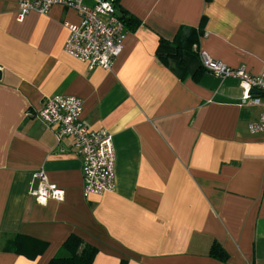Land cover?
<instances>
[{
    "label": "crops",
    "instance_id": "crops-1",
    "mask_svg": "<svg viewBox=\"0 0 264 264\" xmlns=\"http://www.w3.org/2000/svg\"><path fill=\"white\" fill-rule=\"evenodd\" d=\"M121 8L142 24L111 71L89 70L65 52L64 23L81 22L75 10L57 5L20 21L19 0H0V264H49L72 235L97 250L92 264H264V134L249 130L264 102L242 105L239 82L200 61L205 52L261 74L264 0ZM191 30L193 52L175 57L176 36ZM54 96L81 99V121L112 134L115 192L84 197L71 140L60 144L34 117ZM39 170L64 201L36 202Z\"/></svg>",
    "mask_w": 264,
    "mask_h": 264
},
{
    "label": "built area",
    "instance_id": "built-area-1",
    "mask_svg": "<svg viewBox=\"0 0 264 264\" xmlns=\"http://www.w3.org/2000/svg\"><path fill=\"white\" fill-rule=\"evenodd\" d=\"M94 7H88L84 0H19L18 20L28 14L47 15L54 6L60 5L75 10L80 24L64 23L69 31L65 52L75 60L86 64L89 70L113 69L116 59L122 54L128 34L120 21L112 0H96ZM202 68L215 77L239 82L243 94L241 104L260 106L264 94V71L250 74L245 67L232 68L221 61L200 52ZM83 102L70 96L46 98L35 118L51 129L61 144L71 140V152L82 161L83 195H94L116 191V156L113 136L107 130H91L81 121ZM252 134H264V112L250 124ZM61 151L65 150L61 148ZM31 195L38 204L48 201H64L65 192L50 182L47 174L39 170L33 174Z\"/></svg>",
    "mask_w": 264,
    "mask_h": 264
},
{
    "label": "trees",
    "instance_id": "trees-1",
    "mask_svg": "<svg viewBox=\"0 0 264 264\" xmlns=\"http://www.w3.org/2000/svg\"><path fill=\"white\" fill-rule=\"evenodd\" d=\"M122 0H112L114 7L116 8L117 15L120 21L125 26L128 32H135L142 24L140 20L136 19L134 16L127 14L121 8ZM202 26L200 27L199 33L202 34ZM194 30L189 31L190 34L183 37L182 34L176 36V52L175 57L181 56L185 52H193V47L196 45L197 37L193 34ZM183 41V42H182ZM162 43L165 41L161 40ZM97 250L89 245H85L83 240L78 236L72 235L61 247L59 255L54 257L49 264H92L96 256ZM211 254L215 258L226 262L228 256L224 251L217 245H214L211 249Z\"/></svg>",
    "mask_w": 264,
    "mask_h": 264
},
{
    "label": "water",
    "instance_id": "water-1",
    "mask_svg": "<svg viewBox=\"0 0 264 264\" xmlns=\"http://www.w3.org/2000/svg\"><path fill=\"white\" fill-rule=\"evenodd\" d=\"M2 78V73L0 72V79Z\"/></svg>",
    "mask_w": 264,
    "mask_h": 264
}]
</instances>
